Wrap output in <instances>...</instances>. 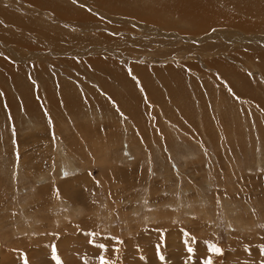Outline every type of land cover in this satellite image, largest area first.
Masks as SVG:
<instances>
[{
  "label": "rangeland",
  "instance_id": "374dc122",
  "mask_svg": "<svg viewBox=\"0 0 264 264\" xmlns=\"http://www.w3.org/2000/svg\"><path fill=\"white\" fill-rule=\"evenodd\" d=\"M260 61L264 0H0V264H264Z\"/></svg>",
  "mask_w": 264,
  "mask_h": 264
},
{
  "label": "bare ground",
  "instance_id": "6f19581e",
  "mask_svg": "<svg viewBox=\"0 0 264 264\" xmlns=\"http://www.w3.org/2000/svg\"><path fill=\"white\" fill-rule=\"evenodd\" d=\"M236 2H237V1H236ZM237 3H238V2H237ZM203 6H204V4L202 5V7H203ZM192 8H193V7H192ZM199 10H200V9H199ZM258 10H260V9H258ZM194 12H195V11H194ZM257 12H258V11H257ZM201 13H203V11L200 10V11H198L197 15H199V14H201ZM206 15H207V14H206ZM209 15H210V14H209ZM209 15H208V16H209ZM211 15H212V14H211ZM212 16H213V15H212ZM226 18H227V17H226ZM206 19H209V18H206ZM206 19H205V20H206ZM211 19H212V18H211ZM211 19H209V20H211ZM214 19H215V18H214ZM214 19H213V21H214ZM237 19H238V18H237ZM205 20H204V19H200L199 21H205ZM227 20H228V18H227ZM228 21H229V20H228ZM240 21H241V20H240ZM205 30H206V28H205ZM10 36H11V35H10ZM6 37H7V35H6ZM27 50H28V49H27ZM261 51H262V50H261ZM258 53H261V52H258ZM258 56H260V55H258ZM260 57H262V56H260ZM101 60H102V58H100V57H94V58H89V59H88V61L90 62V64H91V63H93V64H101ZM258 61H259V60H258ZM260 63H261L262 66L264 65L263 61H260ZM93 64H92V66L95 67V68H100V69H101V67H105V66H106V67H108V68L111 69V67H110L108 64H101V65H99V66H95V65H93ZM103 65H105V66H103ZM0 66H2V65L0 64ZM29 66H30V65H29ZM100 69H99V70H100ZM105 69H106V68H105ZM106 70H107V69H106ZM108 70H109V69H108ZM111 70H112V69H111ZM106 72H107V71H106ZM115 72H116V73H117V72H118V73H122V74L124 73V72H123V69H122L121 72H119V70H116ZM107 73H108V72H107ZM113 73H114V72H113ZM118 75H119V74H118ZM17 92H18V91H17ZM19 92H20V91H19ZM25 93H26V92H24V94H25ZM22 95H23V93H22ZM25 95H26V94H25ZM27 95H28V94H27ZM9 97H10V96H9ZM23 98H24V100L27 99V97H25V96H24ZM12 100H13V99H12ZM13 101H14V100H13ZM13 101H12V102H13ZM28 110H29V109H28Z\"/></svg>",
  "mask_w": 264,
  "mask_h": 264
}]
</instances>
